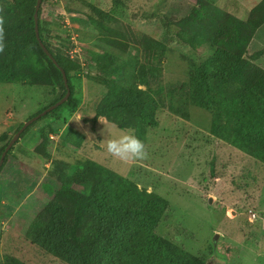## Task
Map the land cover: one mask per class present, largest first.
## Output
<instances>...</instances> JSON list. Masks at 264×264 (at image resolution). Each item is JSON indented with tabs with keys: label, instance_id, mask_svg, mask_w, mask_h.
Instances as JSON below:
<instances>
[{
	"label": "rangeland",
	"instance_id": "374dc122",
	"mask_svg": "<svg viewBox=\"0 0 264 264\" xmlns=\"http://www.w3.org/2000/svg\"><path fill=\"white\" fill-rule=\"evenodd\" d=\"M198 1L42 2L43 27L51 37V48L67 57H71V50L79 51L70 59L81 68L70 74L69 82L80 105L77 109L69 104L62 108L60 121L55 116L35 121L7 153L0 168V264H7L6 257L25 264H67L33 243V222L50 204L74 210L79 205L75 197L88 196L87 186L64 194L55 173L64 164L85 160L165 198L169 207L155 226V234L202 258L204 264H264V164L212 136L211 111L187 103L185 89L191 74L212 62L216 46L199 43L191 47L182 42L178 34L193 32V21L180 27L165 16L172 3L191 5ZM202 1L248 21L262 0ZM92 5L107 18L100 20L93 15ZM14 9L17 11L16 6ZM146 40L169 48L163 62L165 107L156 109L158 125L145 137L146 155L122 160L107 152L106 141L133 135L132 131L119 129L111 119L92 122L108 92L106 82L97 77L99 59L95 53H105L101 57L105 63L128 60L135 55L134 47ZM252 56L264 68V24L250 41L248 57ZM34 67L32 63L31 69ZM139 88L145 90L146 86ZM64 94L61 83L55 87L0 83V155L28 120ZM73 130L84 135L80 148ZM41 131L46 139L40 138ZM90 214L91 221L99 219Z\"/></svg>",
	"mask_w": 264,
	"mask_h": 264
},
{
	"label": "trees",
	"instance_id": "16d2710c",
	"mask_svg": "<svg viewBox=\"0 0 264 264\" xmlns=\"http://www.w3.org/2000/svg\"><path fill=\"white\" fill-rule=\"evenodd\" d=\"M37 1L16 0L12 5L0 0V83L54 87L61 83L65 96L63 75L36 37ZM90 9L98 19L107 18L96 6ZM251 15L244 21L202 0L191 5L172 3L165 13L170 23L180 27L193 21V32L178 34L182 42L191 47L199 43L216 46L212 62L197 67L191 74L185 89L187 103L211 111L212 136L264 164V68L254 62V56L248 57L250 41L264 24V0ZM43 21L40 10V37L48 43L51 37ZM134 50L135 55L131 54L128 60L114 59L112 63L101 60L105 53H95L99 59L96 74L106 82L108 92L92 122L111 119L119 129L132 131L145 144L149 130L158 125L156 109L165 107L163 62L169 48L146 40ZM49 51L68 80L71 73L80 70L70 56L52 48ZM32 63L35 70L31 69ZM140 85L146 89H140ZM69 86L72 92L69 100L43 118L55 116L60 121L62 108L68 104L73 109L79 107L70 82ZM72 133L80 148L84 135L74 130ZM40 138L46 139L42 131ZM55 173L64 194L86 186L90 191L87 197H75L79 205L74 210L55 203L36 215L33 222L36 231L31 239L47 253L67 264H204L202 258L155 234V226L169 207L165 198L141 190L132 180L92 160L64 164ZM90 213L99 219L91 221ZM6 263L25 264L14 257H6Z\"/></svg>",
	"mask_w": 264,
	"mask_h": 264
},
{
	"label": "water",
	"instance_id": "95a60500",
	"mask_svg": "<svg viewBox=\"0 0 264 264\" xmlns=\"http://www.w3.org/2000/svg\"><path fill=\"white\" fill-rule=\"evenodd\" d=\"M43 0H38L37 4H36V10H35V33H36V37L37 40L41 46V48L43 49V51L45 52V54L51 59V61L54 63L55 66H57L62 75H63V80H64V84L66 86L67 89V93L66 95L60 100L58 101L56 104L50 106L49 108H47L45 111H43L41 114L37 115L36 117L31 118L30 120H28L23 127L16 133V135L13 137V139L10 141V143L8 144V146L6 147L5 151L3 152L1 158H0V168L2 167L5 158L7 156V153L11 150V148L15 145V143L20 139V136L25 132V130L35 121L39 120L40 118L46 116L47 114H49L50 112L54 111L55 109H57L58 107L62 106L63 104H65L69 98L71 97V88L69 86V80H68V76L66 74V72L59 67V64L57 62V60L54 58V56L52 55V53L49 51V48H51V43H44L40 37V30H39V11L41 8V4H42ZM213 203V199L210 198L209 200V204L210 206H212ZM220 235H216V241H218V237Z\"/></svg>",
	"mask_w": 264,
	"mask_h": 264
},
{
	"label": "clouds",
	"instance_id": "9594fccd",
	"mask_svg": "<svg viewBox=\"0 0 264 264\" xmlns=\"http://www.w3.org/2000/svg\"><path fill=\"white\" fill-rule=\"evenodd\" d=\"M106 150L122 160L142 158L146 155L145 144L135 135H122L118 138L107 139Z\"/></svg>",
	"mask_w": 264,
	"mask_h": 264
},
{
	"label": "built area",
	"instance_id": "2783aa9c",
	"mask_svg": "<svg viewBox=\"0 0 264 264\" xmlns=\"http://www.w3.org/2000/svg\"><path fill=\"white\" fill-rule=\"evenodd\" d=\"M79 54V51L77 49H73L70 51L71 58H74V56H77Z\"/></svg>",
	"mask_w": 264,
	"mask_h": 264
},
{
	"label": "crops",
	"instance_id": "0c3cea01",
	"mask_svg": "<svg viewBox=\"0 0 264 264\" xmlns=\"http://www.w3.org/2000/svg\"><path fill=\"white\" fill-rule=\"evenodd\" d=\"M262 1H263V0H262ZM262 1H261V2H262ZM98 105H99V104H98ZM75 113H76V112H75ZM76 117H77V115H76V116H74V117H71V118H72V119H75ZM106 121H107V120H106ZM80 134H81V133H80Z\"/></svg>",
	"mask_w": 264,
	"mask_h": 264
}]
</instances>
